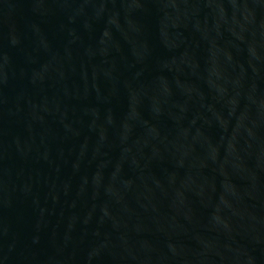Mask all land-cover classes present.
<instances>
[{"label": "water", "instance_id": "water-1", "mask_svg": "<svg viewBox=\"0 0 264 264\" xmlns=\"http://www.w3.org/2000/svg\"><path fill=\"white\" fill-rule=\"evenodd\" d=\"M0 264H264V0H0Z\"/></svg>", "mask_w": 264, "mask_h": 264}]
</instances>
